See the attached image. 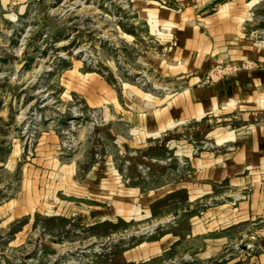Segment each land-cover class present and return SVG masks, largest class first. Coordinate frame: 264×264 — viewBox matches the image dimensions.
Instances as JSON below:
<instances>
[{
    "label": "rangeland",
    "instance_id": "374dc122",
    "mask_svg": "<svg viewBox=\"0 0 264 264\" xmlns=\"http://www.w3.org/2000/svg\"><path fill=\"white\" fill-rule=\"evenodd\" d=\"M6 1L0 264H264V228L204 233L200 202V229L183 236L190 206L185 190L170 188L218 149L202 121L160 135L141 123L148 102L170 101L190 83L170 74L178 38L161 17L167 8L183 22L185 9L175 0ZM236 1L201 0V15ZM254 3L264 27V0ZM253 66L217 61L199 84Z\"/></svg>",
    "mask_w": 264,
    "mask_h": 264
},
{
    "label": "crops",
    "instance_id": "0c3cea01",
    "mask_svg": "<svg viewBox=\"0 0 264 264\" xmlns=\"http://www.w3.org/2000/svg\"><path fill=\"white\" fill-rule=\"evenodd\" d=\"M254 1L226 3L202 16L201 0H175L188 16L183 22L173 19L170 9L161 12V17L170 18L163 24L178 38L170 58L175 70L170 74L186 75L190 83L170 101L148 102L152 110L141 117V123L148 134L160 135L178 125L202 121L207 128L204 135L218 148L203 152L193 161V175L170 188L186 192L190 206L186 217L192 230L184 237L200 229L193 212L196 202L203 204L204 233L232 227L242 233L264 228V27L255 16ZM245 59L253 68H243L211 85L199 84L215 62ZM126 140L122 138L123 149ZM109 189L114 191L113 186ZM239 195L244 197L234 204L232 198Z\"/></svg>",
    "mask_w": 264,
    "mask_h": 264
}]
</instances>
